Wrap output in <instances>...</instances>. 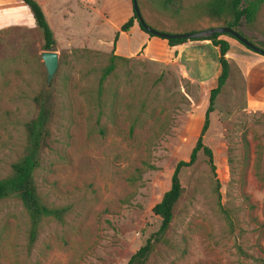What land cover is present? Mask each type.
Instances as JSON below:
<instances>
[{"label":"rangeland","instance_id":"374dc122","mask_svg":"<svg viewBox=\"0 0 264 264\" xmlns=\"http://www.w3.org/2000/svg\"><path fill=\"white\" fill-rule=\"evenodd\" d=\"M158 1L137 0L157 32L214 27L195 13L208 0H182L174 15ZM18 3L25 8L19 0H0V20L17 15L0 30V179L21 157L25 125L43 106L49 137L34 179L45 203L68 210L62 223L44 220L28 247L25 211L15 198L1 201L0 264H126L160 226L152 208L195 145L220 73L218 57L200 65L210 43L173 48L149 37L146 50L157 56L149 60L137 32L113 45L133 16L131 0H44L55 40L49 51L59 58L47 89L41 35L15 23L23 18ZM236 31L264 44V7L253 30ZM220 39L239 47L241 57L256 58L238 42ZM114 48L136 55L118 65L99 98L98 79ZM253 76L246 83L238 63L230 65L203 136L213 168L199 152L180 172L183 194L147 264H264V78Z\"/></svg>","mask_w":264,"mask_h":264},{"label":"trees","instance_id":"16d2710c","mask_svg":"<svg viewBox=\"0 0 264 264\" xmlns=\"http://www.w3.org/2000/svg\"><path fill=\"white\" fill-rule=\"evenodd\" d=\"M19 1L27 7L34 20L35 28L41 35L43 51H49L55 45V40L41 6L36 0ZM181 3L182 0H159L158 6L160 10L174 15L179 12ZM263 7L264 0H208L203 6L198 7L195 13L198 20H203L217 28L232 29L242 36L236 29L244 25L249 30H253ZM134 22L137 23L141 32L150 38H156L144 31L133 11V16L116 33L113 45H115L120 32L129 33ZM221 37H227L238 42L229 34H213L209 38L202 40H164L169 47L186 46L188 42L196 41L210 42L211 46L217 48L219 52L217 60L220 73L216 80V86L209 91L208 106L204 114L203 123L188 160L179 161L175 165L170 177L168 191L163 194L161 200L152 208V214L159 218L160 226L157 232L150 235L145 244L133 253L126 264H147L158 244L164 241V237L173 220L174 207L184 191L179 178L180 172L195 164L199 152H202L210 167L213 168V154L204 145L203 136L208 129L209 115L214 111L216 98L225 86L230 72V65L226 59L230 46L227 41L220 39ZM238 43L246 50L258 54L240 42ZM254 46L264 51L263 43ZM78 51L73 50L72 53H77ZM82 52L87 53V50H82ZM130 59L117 56L114 52L108 56L107 65L101 70L98 79L97 94L99 98L105 91L106 84L115 75L118 65L127 63ZM25 131L26 144L21 157L11 164L9 175L0 179V202L8 198H15L20 203L28 218V247H32L36 241L42 222L50 219L62 223L68 209L65 207H54L45 203L38 192L34 179V173L39 166L41 151L46 147L49 137L47 110L43 106L40 107L37 117L25 125Z\"/></svg>","mask_w":264,"mask_h":264},{"label":"crops","instance_id":"0c3cea01","mask_svg":"<svg viewBox=\"0 0 264 264\" xmlns=\"http://www.w3.org/2000/svg\"><path fill=\"white\" fill-rule=\"evenodd\" d=\"M36 1L39 3V5L42 8L44 0H36ZM11 2H14V0H11ZM17 7H18V10H19V13L21 15H23V18L21 17L22 18L21 20H19L18 17H17V19H13L14 21L17 20V21H15V23L17 25L25 26L27 28L34 27L35 26L34 25V20H33L32 16H31L29 10L27 9V7L25 6V8H22V6H20L19 3L17 4ZM42 10H43V8H42ZM15 16H17V15L13 16V15H10V14H6L3 17V19L0 20V24L4 23L5 27H3V25H0V30L6 28L8 26H11L10 25V20H11V18H13ZM117 31H118V29H117ZM132 32H137L138 34H140V36L142 38L146 39V43H145V45L143 47H145V51H146L145 56L147 57V59H149V60L156 59L157 56L152 55L151 53H149L148 49L146 50L149 42H151L150 41L151 39L149 38L148 35L144 34L141 31H139V27H138L136 22H134V24H133L132 28L130 29L129 33H121L120 32L119 35H118V38H119V36L127 37V35L131 34ZM224 40L228 42V40H226V39H224ZM156 43H158V42H156ZM156 43H154V44H156ZM205 43H210V42L205 41ZM228 43H229L230 49H229L228 53L226 54V59H227L229 65H231L233 62L234 63H238V66L240 68H242L243 78H244V81L246 83H248V82L252 83V80L256 79L255 76H253V78H252V74L256 75L259 78H261V77L264 78V56L254 53L253 55H256V58H253V60L250 58V56L249 57H241V55H238V53L240 51L242 52V50L239 47H233L232 48V45H230V42H228ZM156 45L158 46V44H156ZM209 45H210V49H209L208 53L206 55L203 54L204 56H200V61H201L199 63L200 65H203V64L205 65L207 63V61L212 60L211 56H213L214 58L218 57V54H219L218 49L217 48H213L211 46V44H209ZM177 47H179V46H177ZM177 47H173V48H177ZM231 52L235 53L234 54L235 58L230 60L228 55ZM114 54L117 55V56H120V57H124V58H132L134 55H136V54H133V53H128L127 56L119 55V53H118L116 48H114ZM209 57H210V59H209ZM263 84H264V79H263ZM259 105L261 106L263 104H259Z\"/></svg>","mask_w":264,"mask_h":264},{"label":"water","instance_id":"95a60500","mask_svg":"<svg viewBox=\"0 0 264 264\" xmlns=\"http://www.w3.org/2000/svg\"><path fill=\"white\" fill-rule=\"evenodd\" d=\"M132 1V8L136 15L138 23L142 26L145 32L148 34H151L152 36L156 38H161L163 40L166 39H172V40H178V39H185V40H202L207 39L213 34H229L232 37H234L238 42L246 46L247 48L253 50L254 52L264 56V51L260 50L256 46H254L251 42H249L244 37L240 36L237 32L233 31L229 28H209L207 30H203L200 32L195 33H182V34H163L160 32H157L153 29H151L147 24L144 22L140 10L137 5V0H131ZM40 58L42 60L44 69H45V78L44 83L47 89H50L54 82V78L56 76L59 58L58 55L51 51H44L40 54Z\"/></svg>","mask_w":264,"mask_h":264},{"label":"built area","instance_id":"2783aa9c","mask_svg":"<svg viewBox=\"0 0 264 264\" xmlns=\"http://www.w3.org/2000/svg\"><path fill=\"white\" fill-rule=\"evenodd\" d=\"M83 2H85V3H89L90 2V0H82Z\"/></svg>","mask_w":264,"mask_h":264}]
</instances>
